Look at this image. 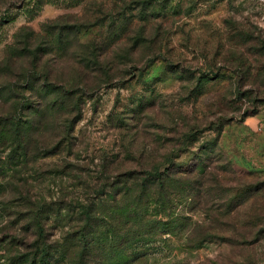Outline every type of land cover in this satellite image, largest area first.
<instances>
[{
	"label": "rangeland",
	"instance_id": "obj_1",
	"mask_svg": "<svg viewBox=\"0 0 264 264\" xmlns=\"http://www.w3.org/2000/svg\"><path fill=\"white\" fill-rule=\"evenodd\" d=\"M154 166L166 186L126 226L110 193ZM36 246L264 264V0H0V264Z\"/></svg>",
	"mask_w": 264,
	"mask_h": 264
},
{
	"label": "trees",
	"instance_id": "obj_2",
	"mask_svg": "<svg viewBox=\"0 0 264 264\" xmlns=\"http://www.w3.org/2000/svg\"><path fill=\"white\" fill-rule=\"evenodd\" d=\"M169 175L168 173H162L158 166H154L151 169H143V170H134V169H128L121 174V183H123V187L120 188V190L116 193H110V197L112 200L117 197H123L126 199H131V204L126 205L127 202L121 207L123 209V219L125 220L124 225L128 226L131 222V219H138L140 216V207L143 203V199L146 200L150 199V194L154 193L157 189H163L166 185V180L168 179ZM115 185V184H114ZM106 197V194L104 195ZM120 197V198H121ZM108 198V199H109ZM101 203L105 201L106 198H101ZM122 199V198H121ZM94 205L96 203L94 202ZM85 216V220L87 221V226L85 228L92 225H96L91 223V213L92 209L89 205H86L83 210H81ZM132 224V223H131ZM134 224V223H133ZM132 224V225H133ZM38 226V232H42V228L40 224H37ZM81 230L78 232L79 239H88V236H90V239H96L98 237V234L93 235L94 233L92 231H85V229L82 230V227H80ZM134 232H129L126 234V237L128 238L127 243H135L131 238ZM131 239V240H130ZM34 257L32 258V264H48V261L45 260V256L48 255L46 248H39V246H36Z\"/></svg>",
	"mask_w": 264,
	"mask_h": 264
}]
</instances>
